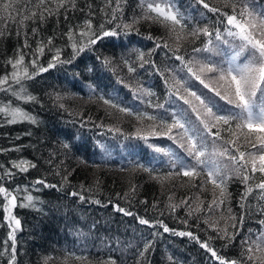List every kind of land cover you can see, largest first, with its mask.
<instances>
[{"label": "trees", "instance_id": "trees-1", "mask_svg": "<svg viewBox=\"0 0 264 264\" xmlns=\"http://www.w3.org/2000/svg\"><path fill=\"white\" fill-rule=\"evenodd\" d=\"M35 2L36 0H17V5L11 13L15 20L4 19L0 23V28L4 29V35L0 36V76L11 71L7 61L9 58H15L18 49H22L25 63H28L38 43L43 41L46 44L49 37L53 38L52 51L45 49L44 55L39 57V65L46 67L56 48L62 50V59H69L72 49L64 33L70 27L77 28L83 24L88 18L89 4L95 12L93 25H98L104 19L103 13L99 11L104 0H76V10L70 9L67 12V20L64 10H61L58 16L46 17L43 22L28 20L21 25L19 21L22 15L37 11ZM206 2L211 6H219L223 0ZM257 2L258 6L264 5V0ZM138 3L139 0H127L124 5V23L130 22L134 14H139L136 10ZM25 5L27 12L24 11ZM180 5L186 16L194 18L189 24L190 28L195 22H199L200 27H212V14L202 17L199 12L193 11L194 8L204 11L195 0H180ZM17 9L20 10L21 16H17ZM5 15L7 14L0 13V16ZM33 28L37 29L35 35L32 34ZM134 28L138 32L134 30L127 36L106 38L91 50L86 49L72 63L58 65L40 73L27 83L29 92L38 98L39 103L22 106L37 116L40 123L7 124L0 119V149L7 150L0 151V164L11 167V161L23 158L37 165L26 173L17 174L13 180L4 181V186L10 191L17 186L27 187L37 198L35 208L18 206L13 209V215L20 219L22 229L16 233L17 264H43L46 257H52L49 264H100L109 256L116 258L118 264H136L137 247L142 248L143 242L149 239L153 240L154 247L146 254L148 264H219V261L211 257L196 241L187 236L162 233V229L151 225H141L137 216L150 222L162 219L169 228L176 231H192L201 241L208 240L211 236L213 239L210 245L217 250L218 255L228 259L239 257L238 246L223 248L224 242L216 239V233L204 223L205 219L218 220L220 211L209 213L207 210V204L212 199L210 183L205 186L206 191H201L198 187L206 179V174L191 182L182 176H174L163 183L153 179L152 175L163 177L170 170L167 164L169 157L154 152L149 144L168 148L177 155L186 153L167 137H149L148 143L136 139V129L141 127L146 130L151 122L145 121L141 125L134 116L120 113L99 99V96L103 95L105 99L111 98L121 107H132L158 116L166 114L164 109L154 107L156 103L164 104L169 112L178 109L183 103L181 101L171 104L163 78L156 70L172 69L178 78H186L185 72L179 70L180 62L176 61L166 48L156 49L154 54L147 55L156 43L147 39V36L166 40L170 47L176 46L174 39L158 24L142 21L134 25ZM25 33L30 47H23ZM195 46L200 47V42H196ZM191 47V44H187L186 50L177 54L184 55L188 60L191 58ZM136 49L143 51L146 54L145 59L154 63L145 64L140 68V61L134 54ZM105 57L112 60L108 67L102 63ZM124 60L132 63L137 71L129 73ZM88 68H92V71H88ZM171 74L165 73L166 76ZM121 80L123 83H120ZM188 86L198 95L203 93V98L209 106L224 103L194 78L189 81ZM139 87L149 89L155 95L136 98L133 96V90ZM56 94L62 97L59 103L64 105L63 109L57 106ZM10 98L8 94L0 92V100L6 101ZM148 100H151L153 107L147 106ZM213 111H216V108H213ZM117 127L121 129L120 132L110 131ZM222 135L228 138L226 133ZM64 144H68L69 148H64ZM225 146L231 148L230 145ZM16 148H19V151L11 150ZM136 162L154 168L155 172L150 175L133 169ZM65 176L66 183L63 180ZM40 179L48 184H64V190L39 184L32 187L35 181ZM192 184L197 187L193 188ZM133 186L135 192L131 191ZM72 190L82 191L86 201L81 202L78 198L67 195ZM242 191L243 186L237 180L233 179L229 183L228 192L231 195L227 206L237 219L245 212L239 202ZM125 193H128L127 197ZM14 194H17L18 205L24 202L25 192ZM169 195H172L171 202L175 204H179L185 197L192 203L195 197L199 196L204 202L202 211L189 216L186 207H178L175 212H171L166 207ZM93 200H99L100 204L89 202ZM142 201H147V204L141 203ZM3 203L4 200L0 197V252L4 250L3 241L7 239V233L10 231L8 222L4 220ZM154 203L155 208L152 207ZM251 204L255 206L254 198ZM116 205L132 211L136 216H126L115 211ZM224 214L227 216V208L224 209ZM258 219L257 215L251 218L245 216L243 229L252 228L258 231ZM184 220L188 223H183ZM153 233L160 234L153 236ZM253 238L255 239V236ZM117 239L120 244L115 243ZM113 248L117 250L112 251ZM71 253L87 257V261L75 260L70 256ZM168 257H172V260ZM8 258L0 256V264H6Z\"/></svg>", "mask_w": 264, "mask_h": 264}, {"label": "snow or ice", "instance_id": "snow-or-ice-1", "mask_svg": "<svg viewBox=\"0 0 264 264\" xmlns=\"http://www.w3.org/2000/svg\"><path fill=\"white\" fill-rule=\"evenodd\" d=\"M195 2L204 10L193 9L199 12L200 16L206 17V14H212L214 23L211 28L207 25L200 27L199 22L193 23L190 28L189 24L194 18L186 16L185 12L181 11L180 0H139L136 9L139 14H134L128 23L123 22L124 5L127 0L123 2L122 0H104L103 6L99 9L103 13V22L95 26L93 25L95 12L89 4L88 18L83 24L77 28L70 27L64 33L72 49L69 59H62V50L56 48L47 66L39 65V57L44 55L45 49L52 51V37L48 38L46 44L43 41L38 43L28 63H25V54L22 49L17 50L18 54L15 58L8 59L7 64L11 67V71L0 76V92L8 94L11 98L6 101L0 100V119L7 124L27 122L36 125L40 123L37 116L26 111L22 106L39 103L38 98L28 90L29 81L58 65L72 63L86 49L91 50L93 46L103 42L106 38L127 36L134 30L138 32L134 25L142 21L164 27L174 39L176 46L170 47L166 40H157L149 35L146 38L156 43L147 55L151 56L156 49L166 48L172 53L174 59L180 62L179 70L184 71L186 76L183 79L178 78L172 69L164 71L156 69L163 78L171 104H178L182 101L180 107L169 112L164 104L156 103L154 107L164 109L166 114L158 116L147 111H138L132 107H121L119 103H115L111 98L105 99L103 95L99 96V99L120 113L134 116L141 125L145 121L151 122L146 130L141 127L136 129L134 134L136 139L148 143L149 137H167L176 142L178 147L186 153V155H177L168 148L149 144L154 152L163 153L169 157L167 164L170 170L163 177L152 175L153 179L163 183L174 176H182L191 182L206 174V179L198 187L201 191H206L205 186L210 183L212 199L207 204V210L209 213L220 211L218 220L205 219L204 223L216 233V239L224 242L223 248L238 246L239 257L228 259L220 256L217 250L210 245L213 237L210 236L208 240L201 241L199 236L192 231H176L169 228L162 219L150 222L148 219L137 216L138 222L141 225L160 228L162 233L189 237L199 243L202 249L219 261V264H264V5L258 6L257 0H223L219 6H211L206 0H195ZM49 4L53 6L49 7ZM16 5L17 0H0V13L7 14L0 16V23L4 19L15 20L11 13ZM35 7L37 11H31L22 16L20 10L17 9V16H21L19 21L21 25L28 20L43 22L46 17L58 16L61 10H64L67 20V12L70 9L76 10V0H36ZM24 11L27 12V5ZM106 25L109 26L106 27ZM36 32L37 29L33 28L32 34L35 35ZM19 34L18 31L17 35ZM3 35L4 29L0 28V36ZM198 41L200 47L195 46ZM187 44L192 45L191 58L188 60L184 55L177 54L181 50H186ZM23 47H30L27 44L26 33ZM134 54L140 61V68H143L145 64L154 63L146 60V54L139 49L134 50ZM102 63L108 67L112 60L105 57ZM123 63L129 73L137 71V68L128 60H124ZM88 71H92V68H88ZM166 72L172 74L166 76ZM193 78L224 103H214L209 106L203 98V93L198 95L197 92L190 90L188 84ZM120 83L123 81L121 80ZM153 95L155 93L143 87L133 90V96L136 98ZM173 97L175 99H172ZM55 99L57 106L63 109L64 105L59 103L62 97L56 94ZM141 102H144L143 99ZM147 106L153 107L151 100L147 101ZM213 108H216V111H213ZM110 131L120 132L121 129L117 127ZM222 133H226L228 138L226 139ZM225 145H230L231 148ZM63 147L69 148V145L64 144ZM242 148L244 150H241ZM11 150L19 151V148ZM0 151L7 150L0 149ZM189 158L191 163H189ZM10 164L11 167L0 164V173H2L0 174V197L4 200L2 205L5 213L4 220L8 222L7 227L10 229L7 239L3 241L4 250L0 252V256L9 257L6 264H17L16 233L22 229L20 219L13 215V209L18 206L35 208L37 198L28 191L27 187L17 186L10 191L4 186V181L13 180L17 174L26 173L30 168H36L37 165L23 158L11 161ZM133 169L142 170L150 175L155 172L154 168L139 162L133 165ZM233 179L243 186L239 202L245 212L239 216V219L232 215L231 208L227 206L231 195L228 192V185ZM63 180L66 183L67 176L63 177ZM37 184L52 189L59 187V190H64V184L59 186L48 184L43 179L35 181L32 187ZM192 187L195 188L197 185L192 184ZM131 191L135 192V186ZM19 192H25L26 195L23 197L24 202L18 205L17 194L14 193ZM67 195L76 197L81 202L86 201L82 191L72 190ZM127 196L128 193H125V197ZM253 198L256 200L255 206L251 204ZM172 199V195H169V203L166 205L171 212H175L178 207H186L189 216L202 211L204 202L199 196H196L192 203L187 197L179 204L172 203ZM89 202L100 204L99 200ZM141 203L147 204V201ZM152 207L155 208L156 204L154 203ZM225 208H227V216L224 214ZM115 211L126 216H136L132 211L119 205L115 206ZM253 215L259 217L256 221L260 226L259 230L243 229L245 216L251 218ZM182 222L188 223L187 220ZM158 234L160 233H153V236ZM115 243L120 244L121 242L117 239ZM153 247L154 243L151 239L144 241L142 248L137 247L136 264H148L146 254ZM116 250L112 249V251ZM256 253H261V255H256ZM70 256L75 260L87 261V257L75 256L74 253ZM168 259L172 260V257ZM51 260L52 257H46L43 264H49ZM100 264H118V262L116 258L109 256Z\"/></svg>", "mask_w": 264, "mask_h": 264}]
</instances>
